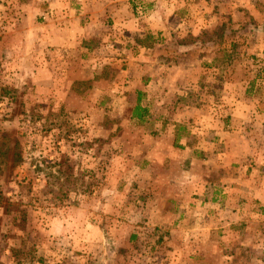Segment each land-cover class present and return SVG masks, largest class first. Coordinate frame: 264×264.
Here are the masks:
<instances>
[{"label":"rangeland","instance_id":"rangeland-1","mask_svg":"<svg viewBox=\"0 0 264 264\" xmlns=\"http://www.w3.org/2000/svg\"><path fill=\"white\" fill-rule=\"evenodd\" d=\"M15 1L0 0V264H144L155 252L141 253L138 244L123 241L148 226L143 221L151 230L157 225L144 217L149 196L171 201L178 192L172 181L187 171L198 174L201 158L191 164L192 154L184 151L197 145L191 137L202 128V104L222 98L216 93L221 84L202 71L199 82L178 78L176 93H160L154 75L127 76L139 61L132 64L122 52L113 59L114 46L93 50V40L89 55L71 54L62 67L42 54L35 59L25 36L29 15L17 19ZM132 4L140 17L146 3ZM253 33L250 42L216 52L226 53L220 70L229 84L261 69L257 56L264 45L259 51L256 41L264 42V30ZM236 53L242 62L229 59ZM253 77L243 79L244 88L233 87L234 97L260 93ZM189 106L200 112L192 116ZM175 162H190L192 169L171 167ZM163 207L171 211L169 203ZM98 228L105 237L95 235ZM223 255L213 252L206 264H264V252Z\"/></svg>","mask_w":264,"mask_h":264},{"label":"crops","instance_id":"crops-1","mask_svg":"<svg viewBox=\"0 0 264 264\" xmlns=\"http://www.w3.org/2000/svg\"><path fill=\"white\" fill-rule=\"evenodd\" d=\"M132 2L17 0L14 9L21 21L29 15L31 23L25 36L35 59L42 54L62 67L72 59L71 54L81 60L83 53L89 55L95 41L93 50L114 46L113 59L122 52L132 64L139 61L127 68V76L154 75L160 93H176L172 86L178 84V78L199 82L202 71L210 74L207 81L216 79L221 84L216 93L222 98L202 104L204 122L191 137L197 145L183 150L186 156L192 154L191 164L201 158L198 174L187 171L192 169L190 162L171 163V167H185L188 172L184 179L172 181L178 192L168 202L161 196H149L144 217L147 223L157 225L151 230L143 221L148 226L132 230L123 243L138 244L141 253L155 252L144 264H206L207 256L217 251L223 260V254L228 253L264 252V53L257 56L261 69L244 71L245 76L235 84H229L226 71L220 70L226 53H216L227 45H244L254 30H264V0H143L146 7L140 17H136ZM240 31L245 32L244 37ZM132 33L138 36L135 42L129 40ZM259 40L260 51L264 42ZM233 57L243 61L242 55L236 53L229 59ZM180 59L186 64L174 61ZM215 60L217 64H207ZM215 66H219L217 72ZM250 75L254 83H260L261 95L243 92L241 99L234 97L233 87L244 88L242 81ZM199 89L205 92L206 83ZM225 92L229 99H223ZM188 109L194 111L192 116L200 112L194 106ZM163 203H169L171 211ZM95 235L105 237L99 228ZM232 238L238 240L235 245L232 243L237 240ZM163 253L167 258H159Z\"/></svg>","mask_w":264,"mask_h":264},{"label":"trees","instance_id":"trees-1","mask_svg":"<svg viewBox=\"0 0 264 264\" xmlns=\"http://www.w3.org/2000/svg\"><path fill=\"white\" fill-rule=\"evenodd\" d=\"M137 109L139 110L138 107H137ZM138 116H139V117H142V116H143V115H142V112H139V113H138Z\"/></svg>","mask_w":264,"mask_h":264},{"label":"built area","instance_id":"built-area-1","mask_svg":"<svg viewBox=\"0 0 264 264\" xmlns=\"http://www.w3.org/2000/svg\"><path fill=\"white\" fill-rule=\"evenodd\" d=\"M138 12V11H137ZM138 15V13H136ZM139 14H142V13H139Z\"/></svg>","mask_w":264,"mask_h":264}]
</instances>
